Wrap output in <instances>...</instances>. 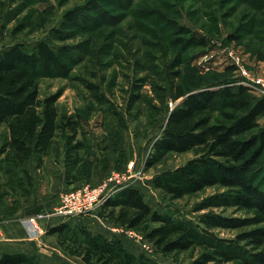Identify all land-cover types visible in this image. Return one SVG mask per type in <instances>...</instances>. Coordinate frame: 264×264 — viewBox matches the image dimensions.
<instances>
[{
	"label": "trees",
	"instance_id": "16d2710c",
	"mask_svg": "<svg viewBox=\"0 0 264 264\" xmlns=\"http://www.w3.org/2000/svg\"><path fill=\"white\" fill-rule=\"evenodd\" d=\"M101 18L108 17L100 0H87L82 6L67 9L60 26L52 27L48 38L34 46L19 41L0 50V129L6 127L0 145V221L15 215L24 206L25 197L34 195L30 160L41 168L49 154H62L66 182H81L96 166L92 158L81 153L84 142L78 138V116L59 109L60 92L42 96L40 78L70 72L68 58L75 49L53 40L65 41L72 36L71 29L100 22ZM172 27L175 41L183 48L207 43L206 37L196 36L188 26L174 22ZM182 63L180 55L167 63L163 69L168 72L166 81L153 84L159 100L164 102L169 97L173 107L162 134L152 144L146 165L149 168L162 164L171 153L193 152L194 156L185 163L156 174L154 186L171 198L196 194L209 186L222 189L195 206L201 212L197 218H177L160 212L136 185L122 187L106 198L98 214L143 233L163 254L198 250L190 264H264V181L260 178L264 127L258 121L264 115V95L257 96L249 85L232 80L190 85L183 70L175 69ZM228 69L235 70V66ZM137 80L138 88L126 106L130 115L142 97L141 87L149 82L147 76ZM89 87L112 118L106 123L101 146L100 161L107 166L110 160H118V152L124 151L123 130L127 124L124 114L97 84ZM229 208L253 212L243 217L225 215L222 211ZM26 211L41 213L44 205L34 200ZM222 230L237 232L222 235ZM47 234L56 237L65 253L79 257L85 264H161L145 252L129 249L121 238L93 230L76 219L49 226ZM0 264L43 263L37 253L0 250Z\"/></svg>",
	"mask_w": 264,
	"mask_h": 264
},
{
	"label": "rangeland",
	"instance_id": "374dc122",
	"mask_svg": "<svg viewBox=\"0 0 264 264\" xmlns=\"http://www.w3.org/2000/svg\"><path fill=\"white\" fill-rule=\"evenodd\" d=\"M86 1L0 0V50L19 41L34 46L40 39L50 36L52 27L60 26L67 9L82 6ZM100 3L108 18L71 29L72 36L65 41L53 40L57 45L65 44L75 49L69 57L72 60L68 58L71 67L69 74H46L40 78L41 95L60 92L57 101L59 109L78 116V138L84 142L81 153L92 158L96 166L86 173L81 182H66L62 154H53L51 161L41 169H36L35 163H30L35 182L30 204L34 200L46 204L47 211L38 220L54 216L59 221L76 219L93 230L121 238L129 249L137 253L145 252L161 264H190L198 250L163 254L151 243L144 245L146 239L143 233L101 218L98 207L76 217L58 215L56 208L63 192L78 188L80 184H99L111 174L120 172L126 178L123 182L144 191L153 208L172 213L177 218H197L201 212L196 211L195 206L222 188L209 186L196 194L171 198L154 186L156 174L185 163L194 154L171 153L164 163L147 167L152 144L162 134L163 125L173 107L169 97L164 102L159 100L153 84L166 81L168 72L163 69L179 55L183 63L175 66V69L183 70L190 85H206L216 79L239 82L242 71L237 62L253 75H264V2L100 0ZM174 22L192 28L196 36L206 37L207 43L181 47L175 41ZM230 65L235 66V70L228 69ZM140 76H147L149 82L141 87L142 97L130 115L126 106L133 90L138 88L136 84ZM89 84L99 86L100 92L106 94L117 110L124 114L127 124L123 130L124 151L118 152V160H110L107 166L106 162L100 161V157L103 158L101 146L106 123L112 118L106 105L95 98ZM252 92L257 96L264 95L259 88H253ZM258 121L264 127V115L259 116ZM5 132L6 127L3 126L0 129V145ZM63 137H60L62 143ZM260 176L264 181V158ZM222 212L243 217L251 215L253 211L229 208ZM38 223L42 227L40 221ZM236 232L222 230L221 234L233 235ZM60 261V264H85L79 257L67 253H61Z\"/></svg>",
	"mask_w": 264,
	"mask_h": 264
},
{
	"label": "built area",
	"instance_id": "2783aa9c",
	"mask_svg": "<svg viewBox=\"0 0 264 264\" xmlns=\"http://www.w3.org/2000/svg\"><path fill=\"white\" fill-rule=\"evenodd\" d=\"M234 57V56H233ZM235 58V57H234ZM242 75L240 83L249 85L253 88H259L264 94V75H253L245 66H240ZM122 174L114 173L99 184H84L78 188L63 192L61 195L59 206L56 208V214L61 216H76L88 212L96 207L109 196L114 195L120 188L132 184L123 182ZM42 214L28 216L23 219V222L32 237H37L42 233V227L38 223V218ZM145 240V246H148Z\"/></svg>",
	"mask_w": 264,
	"mask_h": 264
},
{
	"label": "crops",
	"instance_id": "0c3cea01",
	"mask_svg": "<svg viewBox=\"0 0 264 264\" xmlns=\"http://www.w3.org/2000/svg\"><path fill=\"white\" fill-rule=\"evenodd\" d=\"M53 154L55 153H51L45 158V163L42 168L45 166V164H48L51 161L50 159L53 157ZM30 163L33 165L35 162L30 160L29 168ZM36 169L41 168L36 167ZM24 203L25 204L22 209L15 215L0 221V250L7 252L23 251L29 254L37 253L40 255V260L43 264H60V255L61 253L65 255V252L57 245L56 237L47 234L48 227L59 222V219H56V216H54L49 219L45 217L46 219L38 220L42 225V233L37 237H32L30 236L23 219L28 216H35L40 213L30 214L26 211V208L30 207L31 205L30 195L25 197ZM37 203L44 205V211H42L41 214L47 211V208L45 207L46 204L44 202L37 201Z\"/></svg>",
	"mask_w": 264,
	"mask_h": 264
}]
</instances>
